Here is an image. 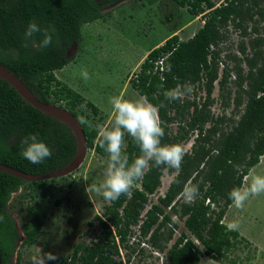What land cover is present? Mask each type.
<instances>
[{"label": "trees", "instance_id": "trees-1", "mask_svg": "<svg viewBox=\"0 0 264 264\" xmlns=\"http://www.w3.org/2000/svg\"><path fill=\"white\" fill-rule=\"evenodd\" d=\"M122 1L0 0V63L39 100L64 107L76 118V107L86 106L97 115L98 107L59 80L54 71L74 58L68 59L67 52L79 42L82 25L100 18L103 8ZM177 2L193 15L201 14L202 26L186 40L174 34L149 50L130 83L157 108L164 130L161 142L180 144L184 149L191 141L190 148L184 149L179 169L152 165L128 194L107 201L100 215L94 216L99 231L90 242L76 243L56 264H129V259L120 257V248L129 247L134 229L142 241L164 256L165 264H197L203 256L235 264L229 254L242 242L247 243L238 230L224 224L223 217L233 203L228 193L242 186L243 177L264 154V0H224L219 5L213 0ZM32 19L43 29L52 30L53 44L47 49L38 48L41 34L31 43L24 41L23 30ZM230 26L238 32L236 52L227 45ZM166 54L164 65L168 69L161 80L153 67ZM216 82L223 106L233 105L230 116L211 112ZM177 87L193 91L177 101L167 100L164 93ZM200 89L203 96L197 94ZM235 114L237 120L233 119ZM80 123L87 148L107 159L97 129L88 122ZM28 133L38 134L50 147L51 157L41 164H31L20 154L21 139ZM125 141L123 149L131 162L140 151L127 133ZM75 151L76 140L67 125L26 102L0 79V163L38 175L62 168ZM166 172L174 175L164 193L152 201L149 196L158 192ZM34 184L0 171L1 264H19L20 248L39 238L40 212L30 204L35 198L31 190ZM187 185L198 189L194 202L183 197ZM20 188L30 190L12 200ZM173 216L202 250L186 233L174 236L178 226Z\"/></svg>", "mask_w": 264, "mask_h": 264}, {"label": "rangeland", "instance_id": "rangeland-1", "mask_svg": "<svg viewBox=\"0 0 264 264\" xmlns=\"http://www.w3.org/2000/svg\"><path fill=\"white\" fill-rule=\"evenodd\" d=\"M222 1L213 0L217 5ZM101 15L82 25L74 58L63 68L54 71L59 80L98 107L97 115L86 106L75 108L79 113L78 120L88 122L96 129L112 122V97L143 98L130 81L149 50L163 44L174 34L186 40L203 24L201 14L193 15L177 0H123L103 8ZM238 41V32L230 26L227 45L234 52ZM85 72L86 79L83 75ZM228 87L232 85L229 83ZM219 93L216 82L211 95L214 98L211 112L215 116L224 112L230 116L233 105L224 107ZM197 94L203 96L204 92L200 89ZM233 119L237 120L238 115L235 114ZM125 145L124 136L123 147ZM190 145L191 141L187 142L184 149L188 150ZM106 161V158L88 149L84 161L72 173L34 182L31 190L35 198L30 204L40 212L41 233L34 244L20 248L19 264H56L72 251L76 243L90 242L100 229L94 216L100 215L107 203L102 195L95 192V187L104 180ZM251 173L264 175V158L260 157L259 163L243 177L241 188L247 186ZM173 175L166 172L162 176L158 192L149 196L152 201L156 202L157 196L164 193ZM28 190L30 188H20L13 194L12 200H17L19 194ZM13 214L18 221L15 210ZM173 220L178 226L174 236L184 232L202 250L203 246L182 222L175 216ZM223 222L226 225L234 223V229L247 240L229 254L230 258L236 260L235 264H264V193L250 196L239 208L232 203L226 210ZM128 246L120 248V257L124 261L129 259V264H165L164 256L142 241L136 229L130 236ZM50 253L56 256L55 261H46ZM197 264L233 263L218 262L203 256Z\"/></svg>", "mask_w": 264, "mask_h": 264}, {"label": "clouds", "instance_id": "clouds-1", "mask_svg": "<svg viewBox=\"0 0 264 264\" xmlns=\"http://www.w3.org/2000/svg\"><path fill=\"white\" fill-rule=\"evenodd\" d=\"M41 34L38 41L39 50H44L53 44L52 30L43 29L35 19L29 20L22 36L26 43ZM87 78V72L83 73ZM193 91L191 87H177L164 93L167 100L177 101L182 95ZM112 107V122L97 128V138L107 153L106 168L103 182L95 187V192L102 195L106 201H115L122 194H128L134 182L145 174V169L152 165L157 167L166 165L179 169L184 156L183 146L180 144H165L161 142L164 130L160 125L157 108L146 99H125L114 96L110 100ZM127 133L138 145L140 154L129 161L125 154L124 136ZM20 154L34 165L43 163L50 158L52 152L48 144L36 133L23 136L20 143ZM264 193V175L251 173L247 186L234 187L228 193L234 206L242 207L252 195ZM199 192L196 186L187 185L183 190L186 202H194ZM229 229L236 225L228 224ZM56 256L49 254L46 261H55ZM38 264V262H37Z\"/></svg>", "mask_w": 264, "mask_h": 264}, {"label": "water", "instance_id": "water-1", "mask_svg": "<svg viewBox=\"0 0 264 264\" xmlns=\"http://www.w3.org/2000/svg\"><path fill=\"white\" fill-rule=\"evenodd\" d=\"M76 46H77V42H74L70 50L67 52L68 59L73 57V54L76 50ZM0 79L8 82L12 87H14V89L22 96V98L26 102L33 105L35 108L39 109L43 113L50 115L51 117L67 125L70 128L76 140V151L72 160L58 170L37 175V174L26 173L16 168L10 167L6 164L0 163V171L12 174L27 182L48 180L51 178L65 176L75 171L84 161L88 150L86 144V137L78 118H76L70 110L64 107H60L52 103H45L39 100L18 76H16L12 71H10L1 63H0ZM15 259H16V254H14L13 256V263L15 262Z\"/></svg>", "mask_w": 264, "mask_h": 264}, {"label": "built area", "instance_id": "built-area-1", "mask_svg": "<svg viewBox=\"0 0 264 264\" xmlns=\"http://www.w3.org/2000/svg\"><path fill=\"white\" fill-rule=\"evenodd\" d=\"M217 5V4H216ZM219 5V4H218ZM167 54L164 55V57L159 58L155 63L153 67V72H156L159 74L160 79H164V72L168 69L164 65V59L166 58Z\"/></svg>", "mask_w": 264, "mask_h": 264}, {"label": "bare ground", "instance_id": "bare-ground-1", "mask_svg": "<svg viewBox=\"0 0 264 264\" xmlns=\"http://www.w3.org/2000/svg\"><path fill=\"white\" fill-rule=\"evenodd\" d=\"M261 158L263 159L264 158V155H262Z\"/></svg>", "mask_w": 264, "mask_h": 264}, {"label": "flooded vegetation", "instance_id": "flooded-vegetation-1", "mask_svg": "<svg viewBox=\"0 0 264 264\" xmlns=\"http://www.w3.org/2000/svg\"><path fill=\"white\" fill-rule=\"evenodd\" d=\"M71 46H72V45H71ZM70 48H71V47H70ZM70 48H69V50H70ZM69 50H68V51H69ZM12 262H13V259H12Z\"/></svg>", "mask_w": 264, "mask_h": 264}, {"label": "crops", "instance_id": "crops-1", "mask_svg": "<svg viewBox=\"0 0 264 264\" xmlns=\"http://www.w3.org/2000/svg\"><path fill=\"white\" fill-rule=\"evenodd\" d=\"M161 44V43H160ZM149 52V51H148ZM148 52L146 53V55L148 54ZM144 60V59H143Z\"/></svg>", "mask_w": 264, "mask_h": 264}]
</instances>
